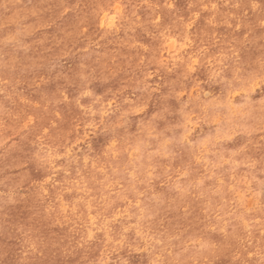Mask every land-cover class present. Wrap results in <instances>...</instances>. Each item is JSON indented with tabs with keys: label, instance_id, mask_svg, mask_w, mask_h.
<instances>
[{
	"label": "rangeland",
	"instance_id": "1",
	"mask_svg": "<svg viewBox=\"0 0 264 264\" xmlns=\"http://www.w3.org/2000/svg\"><path fill=\"white\" fill-rule=\"evenodd\" d=\"M62 263L264 264V0H0V264Z\"/></svg>",
	"mask_w": 264,
	"mask_h": 264
},
{
	"label": "bare ground",
	"instance_id": "2",
	"mask_svg": "<svg viewBox=\"0 0 264 264\" xmlns=\"http://www.w3.org/2000/svg\"><path fill=\"white\" fill-rule=\"evenodd\" d=\"M54 142V141H53ZM55 142H56V140H55ZM54 146V145H53ZM133 149V148H132ZM56 151V150H55ZM129 151V150H128ZM42 154V153H41ZM115 154V153H114ZM131 154H132V152H131ZM48 156V155H47ZM53 156V155H52ZM101 156V155H100ZM39 158V157H38ZM46 158V157H45ZM49 160V159H48ZM245 160V159H244ZM255 160V159H254ZM253 160V161H254ZM97 163V162H96ZM247 163V162H246ZM246 163L244 162V164L246 165ZM42 165H44V164H42ZM259 165V164H258ZM28 166V165H27ZM33 166H35V165H33ZM39 166H41V165H39ZM48 166V165H47ZM98 166H100V167H102L103 166V163H101V164H99ZM249 166V165H248ZM251 166V165H250ZM32 167V166H31ZM179 167V166H178ZM38 168V167H37ZM45 168V167H44ZM47 168V167H46ZM43 169V168H42ZM25 170V169H24ZM44 170V169H43ZM47 170V169H46ZM32 171V170H31ZM36 171H37V169H36ZM89 171L92 173V175L93 176H98L99 177V175H101V170L98 168V169H96L95 168V165L93 166V167H90V169H89ZM25 173H27V172H24L23 174H25ZM139 173H140V170H139ZM28 174H30V173H28ZM28 174H27V177H28ZM76 174V173H75ZM40 175V174H39ZM43 175V174H42ZM72 175H73V173H72ZM31 176H34V175H31ZM30 175H29V177H31ZM69 176V175H68ZM260 176V175H259ZM36 177H38V175H36ZM40 178H42V177H40ZM32 179V178H31ZM71 179V178H70ZM71 181V183H72V180H70ZM78 182V181H77ZM162 183V182H161ZM130 184V183H129ZM52 186V185H51ZM66 186V185H65ZM52 187H54V186H52ZM77 189V188H76ZM79 189H81V188H79ZM56 191H57V189H56ZM62 191V190H61ZM70 191V190H69ZM210 191V190H209ZM49 192V191H48ZM51 192V191H50ZM63 192H64V190H63ZM67 192V191H66ZM78 193V192H77ZM57 194H58V191H57ZM199 194V193H198ZM126 195H128V196H134L135 194H134V192H126ZM85 196V195H84ZM100 198V197H99ZM109 198V197H108ZM112 199V198H111ZM79 200H80V196H79V199L77 200L78 202H79ZM82 200H83V198H82ZM86 201V203H87V200H85ZM101 201H102V199H101ZM131 201V200H130ZM133 201V200H132ZM103 202V201H102ZM89 203V202H88ZM87 203V204H88ZM117 203V202H116ZM137 203V202H136ZM123 204V203H122ZM131 204V203H130ZM188 204V203H187ZM83 205H84V203H83ZM86 205V204H85ZM90 205V204H89ZM124 205V204H123ZM79 208H80V206H78ZM83 207V206H82ZM84 207H86V206H84ZM88 207V206H87ZM90 207H91V205H90ZM89 207V208H90ZM119 207V206H118ZM125 207V206H124ZM128 207V206H127ZM183 207V206H182ZM83 209V208H82ZM120 209V208H119ZM127 209V208H126ZM78 210H80V209H78ZM90 210V209H89ZM124 211V213H125V209L123 210ZM120 212V211H119ZM85 211L83 212V214H81V215H84V217L86 216L85 214ZM127 213V212H126ZM122 215V214H121ZM119 216V215H118ZM213 216V215H212ZM120 217V216H119ZM125 218V217H124ZM84 219V218H83ZM85 220V219H84ZM83 220V221H84ZM123 220V219H122ZM104 222V221H103ZM110 222H112V221H110ZM80 223H81V220H80ZM83 223H85V222H83ZM105 223V222H104ZM109 223V222H108ZM119 223H121V222H119ZM97 225L99 224V222L98 223H96ZM71 225L72 224H70V227H71ZM77 225H80V224H77ZM83 225V224H82ZM108 225V224H107ZM163 225V224H162ZM73 226H75V224L73 223ZM103 226V225H102ZM106 226V225H105ZM66 227H67V225H66ZM69 227V228H70ZM81 227V226H80ZM84 225H83V229H84ZM88 227V226H87ZM96 227V226H95ZM101 227V226H100ZM120 227V226H119ZM68 228V227H67ZM76 228H79L78 226L76 227ZM75 228V229H76ZM86 228V227H85ZM102 228V227H101ZM106 228V227H105ZM137 228V227H136ZM92 229V228H91ZM97 229V228H96ZM70 230V229H69ZM69 230L66 232V234H68V232H69ZM80 230V229H79ZM82 230V229H81ZM95 230V229H94ZM97 230H100V229H97ZM73 231V230H72ZM90 231V230H89ZM103 231V230H102ZM106 231V230H105ZM78 232V231H77ZM80 232H83V231H80ZM90 232H93V230H91ZM64 233V232H63ZM87 233H88V231H87ZM62 234V233H61ZM69 234H70V232H69ZM74 234V233H73ZM91 234V233H90ZM93 234V233H92ZM96 234V233H95ZM75 235V234H74ZM78 235H80L79 233H77V237H79ZM85 235V234H84ZM87 235V234H86ZM103 235V234H102ZM101 235V236H102ZM63 236V235H62ZM71 236H72V234H71ZM70 236V237H71ZM92 237H93V235H91ZM65 237V239H67L66 238V235L64 236ZM68 237V236H67ZM81 237H82V234H81ZM88 238H89V236H87ZM103 237V236H102ZM71 238H73V237H71ZM84 238V237H83ZM170 238V237H169ZM76 239V238H75ZM78 239V238H77ZM85 239V238H84ZM83 240V239H82ZM86 240V239H85ZM73 241V240H72ZM138 241V240H137ZM74 242V245H76L77 246V244H75L76 243V241H73ZM78 242H80L79 240H78ZM83 242V241H82ZM82 242H80V243H82ZM65 243V242H64ZM79 244V243H78ZM54 245V244H53ZM63 245V244H62ZM65 245V244H64ZM73 244H72V246H74ZM79 245H81V244H79ZM78 245V248L80 249V246ZM67 246V245H66ZM70 246H71V244H70ZM82 246V245H81ZM94 246V245H93ZM68 248V247H67ZM72 249H74V251H76V249H75V247H72ZM78 249V250H79ZM92 249V248H91ZM70 251H71V248L69 249ZM168 250V249H167ZM129 252H130V250H129ZM156 254V253H155ZM73 255V254H72ZM85 255V254H84ZM109 255V254H108ZM159 256V255H158ZM192 257V256H191ZM158 261V260H157ZM63 264V263H62ZM71 264V263H70Z\"/></svg>",
	"mask_w": 264,
	"mask_h": 264
}]
</instances>
